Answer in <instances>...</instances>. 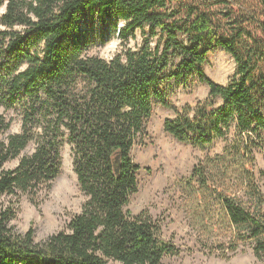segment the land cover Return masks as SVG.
Returning <instances> with one entry per match:
<instances>
[{
    "label": "trees",
    "instance_id": "1",
    "mask_svg": "<svg viewBox=\"0 0 264 264\" xmlns=\"http://www.w3.org/2000/svg\"><path fill=\"white\" fill-rule=\"evenodd\" d=\"M97 26L102 46L120 42L109 60L88 50ZM217 48L236 64L226 85L203 69ZM192 79L209 93L179 108L171 83ZM156 104L174 113L163 127L177 141L202 152L224 144L175 182L200 245L224 259L249 245L264 258V0H0V264L178 255L159 222L128 208L141 170L132 151ZM65 144L85 200L64 229L36 241L32 227L21 234L10 222L23 196L38 207L50 192Z\"/></svg>",
    "mask_w": 264,
    "mask_h": 264
},
{
    "label": "rangeland",
    "instance_id": "2",
    "mask_svg": "<svg viewBox=\"0 0 264 264\" xmlns=\"http://www.w3.org/2000/svg\"><path fill=\"white\" fill-rule=\"evenodd\" d=\"M89 36L90 53L109 60L121 51L119 40L114 38L101 45L99 26L95 31H90ZM140 43L138 37L130 42V46ZM203 69L214 82L226 85L235 73L236 64L229 54L217 48L208 52ZM208 93V86L196 79L181 83L173 81L169 89L173 103L179 108L187 103L195 104L197 100L207 97ZM173 117L171 110L156 104L147 123V135L132 151L133 159L140 164L141 170L138 173L139 191L131 198L129 210L134 214L147 211L153 220L160 223L163 237L179 249L178 255L166 257L164 264H264V258H256L249 245L241 247L230 259L218 257L200 245L195 232L188 226L181 206L182 193L175 182L189 175L198 160L220 152L224 144L218 142L212 150L202 152L177 141L163 127L164 120ZM20 129V121H15L11 132H19ZM62 157V173L54 181L50 192L38 196L39 206L36 207L23 196L18 204L17 217L10 222L21 234L32 227L36 241L64 229L70 219L80 212L85 200L73 169L68 144L62 148ZM15 163L7 166L13 167ZM256 174L264 191V144L256 152ZM10 200L7 198L5 203L8 204Z\"/></svg>",
    "mask_w": 264,
    "mask_h": 264
}]
</instances>
